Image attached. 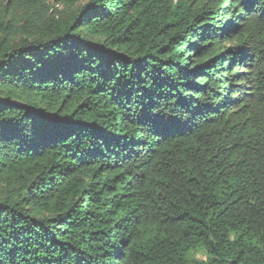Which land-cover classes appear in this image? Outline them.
Masks as SVG:
<instances>
[{"label":"trees","instance_id":"1","mask_svg":"<svg viewBox=\"0 0 264 264\" xmlns=\"http://www.w3.org/2000/svg\"><path fill=\"white\" fill-rule=\"evenodd\" d=\"M0 264H264V0H0Z\"/></svg>","mask_w":264,"mask_h":264},{"label":"rangeland","instance_id":"2","mask_svg":"<svg viewBox=\"0 0 264 264\" xmlns=\"http://www.w3.org/2000/svg\"><path fill=\"white\" fill-rule=\"evenodd\" d=\"M199 257H201V255H199ZM202 257H204V256L202 255Z\"/></svg>","mask_w":264,"mask_h":264}]
</instances>
